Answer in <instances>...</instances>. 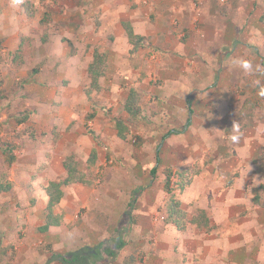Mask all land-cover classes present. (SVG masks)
<instances>
[{"label": "rangeland", "instance_id": "1", "mask_svg": "<svg viewBox=\"0 0 264 264\" xmlns=\"http://www.w3.org/2000/svg\"><path fill=\"white\" fill-rule=\"evenodd\" d=\"M112 12L106 0H0V178L12 186L0 193V264H48L52 255L95 247L93 264H264V207L253 201L264 202V69L232 71L227 88L220 79L189 87L197 72L165 71L179 54L149 41L134 50ZM95 52L106 56L97 90L88 75ZM254 79L262 83L253 88ZM132 91L135 115L124 108ZM117 119L128 128L124 140ZM171 130L178 132L163 141ZM68 158L87 184L64 189L55 209L62 226L41 233L42 186L66 176ZM165 168L198 172L175 194L190 217L202 208L217 213L215 232L165 223Z\"/></svg>", "mask_w": 264, "mask_h": 264}, {"label": "crops", "instance_id": "2", "mask_svg": "<svg viewBox=\"0 0 264 264\" xmlns=\"http://www.w3.org/2000/svg\"><path fill=\"white\" fill-rule=\"evenodd\" d=\"M106 9H113L111 15L119 21V36H127L122 23L129 22L150 48L171 52L170 56L179 54L181 58L166 65L165 71L197 72L195 80L186 81L189 87L194 81L211 87L220 79L221 87L227 88L235 83L232 71L245 69L249 75L251 70L264 69V0H106ZM194 56L206 58L207 63H188ZM253 83L254 88L262 81L254 79ZM200 210L206 212L215 232L222 222L218 214L211 218L207 208Z\"/></svg>", "mask_w": 264, "mask_h": 264}, {"label": "trees", "instance_id": "3", "mask_svg": "<svg viewBox=\"0 0 264 264\" xmlns=\"http://www.w3.org/2000/svg\"><path fill=\"white\" fill-rule=\"evenodd\" d=\"M29 16L33 15L32 13L28 14ZM123 28L126 31V35L129 41V44L134 47V50L137 49L144 41V37L136 35L134 33L133 27L129 22L122 23ZM2 42L0 41V47ZM106 72V56L98 52L94 53L93 61L88 67V75L91 81V88L97 90L100 88V80L104 77ZM126 112L130 115H135L138 109L137 99L135 91L130 93L129 98L127 99L125 106ZM115 127L117 129V135L121 139H126L128 128L125 122L121 119L116 120ZM178 131L171 130L163 136V141L167 140L170 136L177 134ZM4 154L7 156V160L10 164L15 161L14 155H12L11 149L4 147ZM98 159V153L96 149H93L88 164L93 166L96 164ZM161 159L158 157L156 160L155 166L150 171L153 177H156L158 168L160 166ZM63 167L66 171V176L60 180H54L48 182L47 185L42 186L45 196L48 198L47 205L45 207V219L44 224L39 227L41 233H47L52 227H60L63 223V218L61 215H58L55 212L56 207L61 203L64 198V189L72 186L77 183L87 184L85 175L80 171L78 163L73 161L71 158H68L64 161ZM165 173V192L170 196L169 200L166 203V218L165 221L168 224L174 225V227L180 231L185 232L189 227L195 226L198 229L204 230L207 233H210L214 230V227L211 225L210 219L208 218L204 210L197 211L192 217L188 216V213L182 208V202L178 195L175 194V191L179 192V195H182L185 190L192 184L194 176L198 175V172L189 174L188 170L179 171L173 173L171 169H164ZM176 176V181L174 178ZM12 186L4 185L0 178V193L8 192L11 190ZM260 190L264 193V184L260 186ZM261 196L256 195L253 198V201L256 205H262L264 207V202L261 203ZM126 246V243L119 239L117 249L122 250ZM100 247L95 248H84L68 255H52L49 259L48 264H51L54 261H59L62 264H93V259L100 256ZM108 257L114 258L116 253L113 249H109L105 252ZM5 255V253H2ZM133 259V257H132Z\"/></svg>", "mask_w": 264, "mask_h": 264}, {"label": "water", "instance_id": "4", "mask_svg": "<svg viewBox=\"0 0 264 264\" xmlns=\"http://www.w3.org/2000/svg\"><path fill=\"white\" fill-rule=\"evenodd\" d=\"M127 214H124V218L126 219L127 218ZM125 219H123L122 221H121V223L119 224V226H118V230H121V228H122V226L124 225V224H126V220Z\"/></svg>", "mask_w": 264, "mask_h": 264}, {"label": "clouds", "instance_id": "5", "mask_svg": "<svg viewBox=\"0 0 264 264\" xmlns=\"http://www.w3.org/2000/svg\"><path fill=\"white\" fill-rule=\"evenodd\" d=\"M245 67L250 68L251 65L250 64H245Z\"/></svg>", "mask_w": 264, "mask_h": 264}]
</instances>
